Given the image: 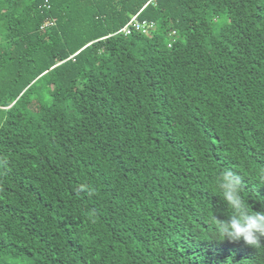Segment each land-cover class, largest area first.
Returning <instances> with one entry per match:
<instances>
[{"label": "trees", "instance_id": "1", "mask_svg": "<svg viewBox=\"0 0 264 264\" xmlns=\"http://www.w3.org/2000/svg\"><path fill=\"white\" fill-rule=\"evenodd\" d=\"M225 169L264 210V0H0V264H264Z\"/></svg>", "mask_w": 264, "mask_h": 264}, {"label": "clouds", "instance_id": "2", "mask_svg": "<svg viewBox=\"0 0 264 264\" xmlns=\"http://www.w3.org/2000/svg\"><path fill=\"white\" fill-rule=\"evenodd\" d=\"M217 186L222 194L221 203L231 210L227 219L216 218L221 241L243 242L253 248L264 245V210L250 211L246 206L240 177L225 169L217 177Z\"/></svg>", "mask_w": 264, "mask_h": 264}, {"label": "built area", "instance_id": "3", "mask_svg": "<svg viewBox=\"0 0 264 264\" xmlns=\"http://www.w3.org/2000/svg\"><path fill=\"white\" fill-rule=\"evenodd\" d=\"M46 3H48V1H46ZM50 25L51 23H47L43 28H47ZM155 29H156L155 23L148 21H144V22L140 21L138 19V15H136L130 20V22L124 28H122L119 32H117L116 35L123 34L125 36H130L136 31L148 36ZM172 36H173L172 41L175 42L176 33L172 34Z\"/></svg>", "mask_w": 264, "mask_h": 264}]
</instances>
